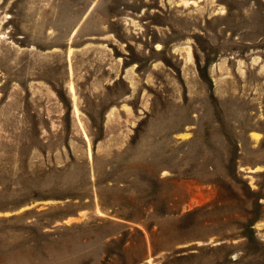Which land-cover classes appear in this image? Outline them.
<instances>
[{"label": "rangeland", "instance_id": "374dc122", "mask_svg": "<svg viewBox=\"0 0 264 264\" xmlns=\"http://www.w3.org/2000/svg\"><path fill=\"white\" fill-rule=\"evenodd\" d=\"M0 264H264V0H0Z\"/></svg>", "mask_w": 264, "mask_h": 264}]
</instances>
